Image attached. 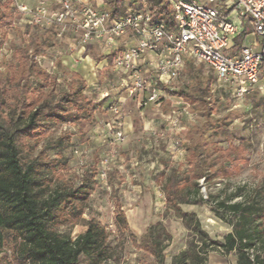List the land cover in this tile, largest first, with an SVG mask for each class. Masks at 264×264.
I'll use <instances>...</instances> for the list:
<instances>
[{
  "label": "clouds",
  "instance_id": "clouds-1",
  "mask_svg": "<svg viewBox=\"0 0 264 264\" xmlns=\"http://www.w3.org/2000/svg\"><path fill=\"white\" fill-rule=\"evenodd\" d=\"M0 264H264V0H0Z\"/></svg>",
  "mask_w": 264,
  "mask_h": 264
}]
</instances>
